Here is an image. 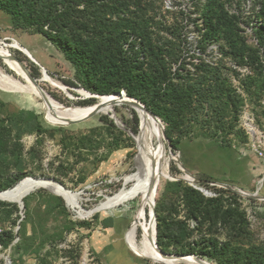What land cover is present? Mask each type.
<instances>
[{"label": "rangeland", "instance_id": "obj_1", "mask_svg": "<svg viewBox=\"0 0 264 264\" xmlns=\"http://www.w3.org/2000/svg\"><path fill=\"white\" fill-rule=\"evenodd\" d=\"M223 1L225 9L239 17L235 48L224 38L200 44L205 30L204 0H143L141 9L131 4L128 8L124 4L94 8L79 4L71 37H80L101 47L113 59H139L150 71L167 66L175 72L177 80L200 77L199 61L208 65L207 76L215 71L213 82L206 79L196 88L192 84L190 102L184 106L187 119L182 137L178 140L173 134L178 150L172 148L173 143L165 133L173 154H178L185 168L210 182L197 184L179 178L184 172H171V167L179 168L173 159L168 163V172L169 176L199 190L206 199L220 198L225 207L231 204L233 208L244 209L246 225H232L231 217L227 227L226 221L230 218L227 213L215 218L218 222L214 227L210 228L206 221L195 229L196 221L188 216L182 198L171 185L175 180L164 175L157 183L155 207L167 199L166 207L171 209L173 217L187 224V241L202 237L211 244L217 242V248L210 250L213 257L203 258L208 262L264 264V200L253 197L257 202L251 203L239 192L240 189L263 196L257 190L262 177H257L252 189H245L219 178L199 175L186 167L187 152L197 148L192 143L195 138L217 142L223 137L238 153L248 151L256 155L254 147L264 150V47L254 32L256 24H261L254 11L257 3ZM13 41L26 48L30 56L12 47ZM0 42L4 45L0 44V48L23 59L22 65L29 73L36 71L41 89L64 106L84 109L94 104L81 103L84 99L93 98L97 102V97L81 86L82 80L75 76L72 65L60 50L39 33L13 27L11 16L2 10ZM143 45L161 50L150 55V52H140ZM0 66L4 67L1 58ZM43 69L66 86L67 91L42 81ZM42 99L34 94L0 90V182L5 184L16 175L52 177L66 189L79 193V200L70 204L46 187L25 193L22 209L16 201L0 199L3 202L0 204V264H160L136 255L128 246V234L134 223L137 239L144 232L149 220L148 206H143L140 212L141 205L134 198L126 204L89 213L119 189L123 176L134 167L135 145L130 131L138 129L136 111L128 104H111L105 108L107 111L98 112L88 120L60 126L56 124L70 119H53L47 111L49 108L51 112L50 106ZM105 117L113 122L115 119L123 128L115 122L117 128L108 127L104 124ZM162 124L165 131L166 124L163 121ZM69 126L72 128L67 129ZM164 144L169 154L165 141ZM220 188L228 192H215ZM167 211L166 208L162 214L166 215Z\"/></svg>", "mask_w": 264, "mask_h": 264}, {"label": "trees", "instance_id": "obj_2", "mask_svg": "<svg viewBox=\"0 0 264 264\" xmlns=\"http://www.w3.org/2000/svg\"><path fill=\"white\" fill-rule=\"evenodd\" d=\"M204 1L202 16L205 30L199 39L200 44L224 38L230 47L235 48L238 42L235 31L239 21L237 13L230 14L225 9L223 0ZM142 2L143 0H0V10L11 16L13 27L39 33L60 50L64 58L72 65L75 76L82 80L81 86L84 89L99 95H108L124 90L127 95L144 103L165 122V133L173 143L172 148L178 150L177 144L174 143L173 134L178 137V140L182 137L181 133L185 126L184 120L187 119L184 106L190 102L192 84L194 83V88H196L206 79H211L213 82L215 71L207 76L208 65L199 61L201 65H198L197 69L202 71H200V77L192 76L190 79L182 77L177 80L174 77L175 72H172L167 66L163 65L162 69L154 68L153 71H150V68H145L139 59L122 57L113 59L101 47L95 46L83 38L71 37L77 24L78 16L76 13L79 11V4L91 8L109 4H124V7L128 8L131 4L134 8L141 9ZM252 2L257 3L258 9L254 8V11L257 18L261 20V24H256L254 32L259 43L264 47V0H252ZM132 32L135 33L136 30ZM141 50L143 53L146 51L150 52V55H155L161 49L143 45L140 52ZM32 73L34 76L37 74L34 70ZM81 103L93 104L95 99H84ZM179 107L180 109H178ZM105 118L104 124L108 127L117 128L113 120ZM134 118L136 121L135 115ZM58 128L70 129L72 126ZM132 131L135 133L137 130L132 129ZM1 139L0 136V143ZM217 143L229 146L223 137ZM171 172L178 174L180 169L173 166ZM22 178L23 175H16L8 179L5 184L0 182V189L11 188ZM171 185L174 186L175 194L182 198L188 216L196 221L195 229H199L206 221L210 228L214 227L218 222L215 218L227 213H230V218L226 221L227 227L230 225L231 217L234 220L232 225H236V223L241 227L246 225L244 209L233 208L231 204H227L225 207L223 199L220 198L206 199L199 190L180 179L173 181ZM215 192L222 194L228 190L220 188L215 189ZM243 199L251 203L257 202L251 197H243ZM0 204L3 202L0 201ZM166 205H168L167 199L159 202L155 207L156 243L158 247L167 253H194L206 259L213 257L210 250L217 248V242L211 244L202 237L199 240L187 241L189 229L186 222L175 219L171 209ZM166 208L167 214H162ZM143 215L147 218L146 210L143 211ZM208 217L209 219H207ZM5 244L7 245V243ZM218 264L236 263L225 260L219 261Z\"/></svg>", "mask_w": 264, "mask_h": 264}, {"label": "bare ground", "instance_id": "obj_3", "mask_svg": "<svg viewBox=\"0 0 264 264\" xmlns=\"http://www.w3.org/2000/svg\"><path fill=\"white\" fill-rule=\"evenodd\" d=\"M0 44L4 47L1 42ZM11 46L22 49V47L15 41H13ZM8 52L6 49L0 48V58L4 62V67L0 66V90L12 93H23L26 95L34 94L43 98L51 108L52 113L49 108L47 111H49L48 113L51 117H53V119L79 118L85 116L89 111L97 107L99 108L98 112H104L107 111L105 108H107L108 105L128 104L129 99L125 96H97V102L90 107L84 109L68 108L58 102L49 92L44 91L40 86H37L30 79L29 72L22 65V63L15 60L14 57L10 55L11 53L9 52V54ZM41 80L62 91H67L66 86L53 79L44 71V69L42 70ZM79 92L88 96L86 91L80 90ZM132 107L138 115L137 131L135 133L130 131L135 145L133 149L134 167L129 173L123 176L122 184L119 189L115 191L113 195L107 196L105 200L99 203L98 208L90 211L89 213L126 204L129 200H134V198H136L139 205H141L140 212L143 206H148L149 220L139 239H137L136 236V223L133 224L128 234V246L130 250H132L136 255L147 257L154 262L181 264L180 260L172 262L159 257L155 253L154 245L152 243V238L154 237V225L151 218L152 201L154 200L159 177L164 175V177L166 176V178H170L168 163L171 159L174 160L175 157L167 154L160 123L144 108ZM185 177L190 179L192 182L194 181V177L187 175H185ZM39 187H46L47 189L62 195L70 204L79 200V193L63 188L56 182L37 181L31 176H26L13 187L4 189L6 191L0 189V199L12 200L20 203L25 193H28L36 188L38 189ZM183 261H185L184 264H199L190 258L183 259Z\"/></svg>", "mask_w": 264, "mask_h": 264}, {"label": "crops", "instance_id": "obj_4", "mask_svg": "<svg viewBox=\"0 0 264 264\" xmlns=\"http://www.w3.org/2000/svg\"><path fill=\"white\" fill-rule=\"evenodd\" d=\"M192 143L197 144V148L187 152L188 169L199 175L219 178L235 187L245 189H252L257 177L261 176L257 190L264 196V167L256 155L248 151L238 153L228 145H219L203 137L195 138Z\"/></svg>", "mask_w": 264, "mask_h": 264}, {"label": "water", "instance_id": "obj_5", "mask_svg": "<svg viewBox=\"0 0 264 264\" xmlns=\"http://www.w3.org/2000/svg\"><path fill=\"white\" fill-rule=\"evenodd\" d=\"M23 51L26 53L27 56H30V54H28L25 50L26 48L22 47ZM13 57L15 60L19 61L20 63L23 64V60H21L18 56H16L15 54H13ZM45 71V69H44ZM46 72V71H45ZM29 77L30 79L37 85L39 86V83H38V80L37 78L30 72L29 73ZM90 93V92H89ZM91 95H93V97H97V96H125L126 98L129 99L128 101V104L134 106V107H141V108H144L149 114H151L161 125L162 127V132H163V136H164V141L166 142L167 144V147H168V151H169V154L174 156L175 159L174 161H176L178 164H179V168L181 171L184 172V176L182 177H179V178H183L184 180L190 182V183H204V182H210V180L208 179H205V178H200V177H196L194 175H192L190 173V171H188L186 168H185V165L179 161L178 159V154H173L171 148H170V145H169V140L168 138L166 137L165 135V131H164V126L162 124V121L161 119L155 114L153 113L151 110H149L148 108L145 107V105L143 103H141L140 101H138L136 98H133L129 95L126 94V92L124 90H121L119 92H116V93H113V95L111 94H108V95H99V94H95V93H90ZM98 111H99V108H95V109H92L91 111H89L85 116H82V117H79V118H73V119H70L68 120L66 123H58L56 125H60V126H67V125H73V124H76V123H80L82 121H85V120H88L92 117H94L95 115L98 114ZM114 122L121 128H123V126L121 124H119L115 119H114ZM170 172V171H169ZM171 174V173H170ZM185 175L187 176H191V177H194V181H190V179H188L187 177H185ZM179 178H174L172 175H170V178L169 179H172V180H178ZM33 179L37 180V181H52V182H56L57 184H59L61 187L63 188H66L61 182L59 181H56L55 179H53L52 177H33ZM226 188L228 187V185H224ZM3 191H6V190H3ZM1 191V192H3ZM239 192L247 197H258V198H261L264 200V196H258L256 193H248V192H245L243 190H240L239 189ZM19 205V208L22 209L23 208V199L20 201V203H18ZM155 201L153 200L152 201V212H151V218H152V222H153V225H154V237L152 238V243L154 245V249H155V253L161 257L162 259H166V260H170L172 262H177L179 260H183V259H186V258H190L191 260L193 261H196L197 263L199 264H212L210 262H208L207 260L197 256L196 254H181V253H166L164 251H162L157 243H156V214H155ZM79 215V214H78ZM81 217H83L82 215H79ZM147 258V257H146ZM160 263H163V264H166L164 262H160Z\"/></svg>", "mask_w": 264, "mask_h": 264}, {"label": "built area", "instance_id": "obj_6", "mask_svg": "<svg viewBox=\"0 0 264 264\" xmlns=\"http://www.w3.org/2000/svg\"><path fill=\"white\" fill-rule=\"evenodd\" d=\"M254 152L258 159L260 160L261 165L264 167V150L254 147Z\"/></svg>", "mask_w": 264, "mask_h": 264}]
</instances>
